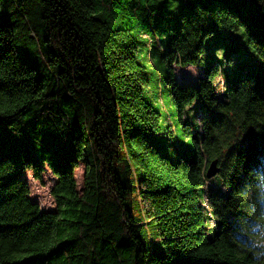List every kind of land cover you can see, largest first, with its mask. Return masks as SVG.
<instances>
[{
    "label": "trees",
    "instance_id": "16d2710c",
    "mask_svg": "<svg viewBox=\"0 0 264 264\" xmlns=\"http://www.w3.org/2000/svg\"><path fill=\"white\" fill-rule=\"evenodd\" d=\"M173 3L0 0V264H264L257 79L244 72L221 87L216 64L196 84L174 76L215 33L241 30L264 56V7ZM152 32L146 54L157 57L181 145L149 101L138 39ZM195 99L197 134L184 117ZM47 170L55 209L44 210L26 174L42 183Z\"/></svg>",
    "mask_w": 264,
    "mask_h": 264
},
{
    "label": "rangeland",
    "instance_id": "374dc122",
    "mask_svg": "<svg viewBox=\"0 0 264 264\" xmlns=\"http://www.w3.org/2000/svg\"><path fill=\"white\" fill-rule=\"evenodd\" d=\"M241 30H234L227 33H215L206 40L207 52L202 55L197 64H190L186 67L176 65L174 67V76L176 80L182 84H196L197 78L204 74L210 66L217 65L219 73L217 81L221 87L227 86L229 83H234L241 73H250L257 79L254 82L253 88L264 96V56L261 54L255 55L251 46L245 42L242 38ZM224 35L226 39L218 41L219 35ZM157 34L152 32L149 34H143L144 38H148L151 42L145 46L141 39L139 41V50L141 55L146 54V50H153V46H156L152 42V38ZM146 38V39H147ZM237 49V54L232 55ZM223 59H221V55ZM148 59L144 61V65L152 72L151 83L152 85V98H148V94H145L160 112V124L162 127L167 125L172 127V131L176 136L177 145H181L182 141L179 138L180 125L176 122L175 107L171 102L170 94L167 87L164 85L163 77L161 80V70L156 62L157 57L154 55L146 54ZM154 72V73H153ZM221 77L223 79H221ZM154 84L156 86H154ZM154 86V87H153ZM200 100L195 99L188 104L184 109V117L191 123V128L194 134L198 133V115L200 113ZM178 139V140H177ZM84 172L85 166L82 164L77 171V181L79 189L83 188L84 184ZM27 180L31 187V197L34 201H38L44 210L55 209L54 200L51 197L50 191L55 182L54 175L47 170L44 175L42 183L36 181L32 173L26 174ZM215 234V231L212 232Z\"/></svg>",
    "mask_w": 264,
    "mask_h": 264
},
{
    "label": "snow or ice",
    "instance_id": "6c2138e0",
    "mask_svg": "<svg viewBox=\"0 0 264 264\" xmlns=\"http://www.w3.org/2000/svg\"><path fill=\"white\" fill-rule=\"evenodd\" d=\"M149 3L152 2V0H148ZM193 2V0H175V3L172 4V9H173V12L177 11L179 9V7L181 6V4H184V5H190L191 3ZM259 6L261 7H264V0H259ZM200 15H203L204 13H199ZM195 23V21H194ZM221 55V59H223V55L222 54H219ZM221 79H223L221 77ZM5 113L4 112H0V116H3ZM192 141L189 140V143H191ZM3 161H0V179L3 178L4 175H6L5 171L3 170Z\"/></svg>",
    "mask_w": 264,
    "mask_h": 264
},
{
    "label": "water",
    "instance_id": "95a60500",
    "mask_svg": "<svg viewBox=\"0 0 264 264\" xmlns=\"http://www.w3.org/2000/svg\"><path fill=\"white\" fill-rule=\"evenodd\" d=\"M218 166H217V161H213L211 164H210V166H209V168H208V170H207V176L209 177V178H212V177H214L215 175H217L218 174Z\"/></svg>",
    "mask_w": 264,
    "mask_h": 264
}]
</instances>
